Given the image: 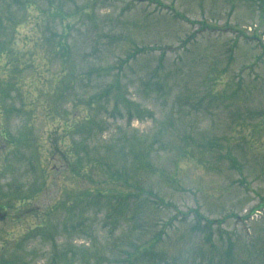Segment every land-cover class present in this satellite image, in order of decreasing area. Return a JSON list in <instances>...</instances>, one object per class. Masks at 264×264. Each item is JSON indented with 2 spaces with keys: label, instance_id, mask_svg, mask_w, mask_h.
<instances>
[{
  "label": "rangeland",
  "instance_id": "obj_1",
  "mask_svg": "<svg viewBox=\"0 0 264 264\" xmlns=\"http://www.w3.org/2000/svg\"><path fill=\"white\" fill-rule=\"evenodd\" d=\"M16 1L0 264H264V0Z\"/></svg>",
  "mask_w": 264,
  "mask_h": 264
},
{
  "label": "trees",
  "instance_id": "obj_2",
  "mask_svg": "<svg viewBox=\"0 0 264 264\" xmlns=\"http://www.w3.org/2000/svg\"><path fill=\"white\" fill-rule=\"evenodd\" d=\"M13 1H15V0H13ZM16 2H19V0H17ZM33 2H28V0H24V1H22V6H24V10H26V11H29V9H32L33 7V4H32ZM61 16L64 20L66 19V16L65 15H63L62 13H60V12H58V14L56 15V16ZM62 36H61V39H62V41L63 40H67V38H65L64 37V35H66V31H65V33H62L61 34ZM5 47H6V49H7V51H9L10 49L8 48V46L9 45H11V42H4V44H3Z\"/></svg>",
  "mask_w": 264,
  "mask_h": 264
},
{
  "label": "flooded vegetation",
  "instance_id": "obj_3",
  "mask_svg": "<svg viewBox=\"0 0 264 264\" xmlns=\"http://www.w3.org/2000/svg\"><path fill=\"white\" fill-rule=\"evenodd\" d=\"M4 140L5 141V143L4 144H2L0 147L1 148H4L5 146H6V140H8V134H7V132L6 131H4L2 134L0 133V140ZM0 214H1V209H0Z\"/></svg>",
  "mask_w": 264,
  "mask_h": 264
}]
</instances>
